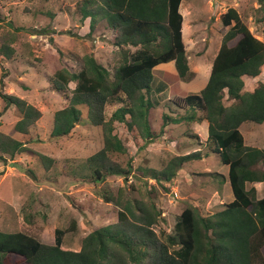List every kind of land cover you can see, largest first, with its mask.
Returning <instances> with one entry per match:
<instances>
[{
    "label": "trees",
    "instance_id": "trees-1",
    "mask_svg": "<svg viewBox=\"0 0 264 264\" xmlns=\"http://www.w3.org/2000/svg\"><path fill=\"white\" fill-rule=\"evenodd\" d=\"M182 1H83V21L90 19V33L105 21L117 35V47L136 50L121 53L114 73L91 54L83 59L79 72L62 69L53 75L54 89L68 91L72 97L69 106L55 114L51 138L69 136L81 122L79 106H87L91 124L103 131V148L87 160L95 180L105 182L119 176L128 181L133 166L123 167L112 159L115 154H128V147L115 133L116 123L125 125L136 142L142 140L145 144L140 149H144L160 140L172 124L206 120L207 155L215 154L229 166L234 201L209 216L187 206L173 232L159 235L155 227L163 218L155 203L131 197L126 187L110 188L103 199L118 210V222L90 233L80 251L63 249L67 230L56 229L54 245L43 244L24 232L0 231V264H264V198L257 199L255 188L247 189L248 184L264 181V170L257 166L264 165V150L247 146L242 132L249 123L264 124V83L246 91L245 82V78L255 79L262 73L264 41L254 36L235 8H229L221 22L231 27L232 34L223 39L207 85L199 94L172 101L186 113L179 118L163 113L158 133L153 122L160 104L152 93L160 94L170 83L188 82L195 75L183 38ZM257 2L264 11V0ZM172 61L178 75L157 83L160 88L153 90L155 68ZM2 98L6 109L15 107L20 114L15 132L28 135L41 119V111L16 96L2 94ZM109 106H117L110 117ZM25 151L24 142L0 133V161ZM202 159V152H194L175 156L162 170H141L147 180L171 185L185 165Z\"/></svg>",
    "mask_w": 264,
    "mask_h": 264
},
{
    "label": "rangeland",
    "instance_id": "rangeland-1",
    "mask_svg": "<svg viewBox=\"0 0 264 264\" xmlns=\"http://www.w3.org/2000/svg\"><path fill=\"white\" fill-rule=\"evenodd\" d=\"M83 1L0 0V133L24 142L26 147L24 153L13 159L4 156L5 161H0V231L24 232L43 244L54 245L56 229L67 230L63 249L74 252L82 249L90 233L118 222V210L103 199L110 188L126 187L131 197L155 203L163 218L155 227L156 232L171 234L185 206L172 185L147 180L141 169L162 170L177 153L206 152L195 134L192 139L186 138V146L181 150L179 144L172 145L173 138L184 143L186 133L179 128L167 137L165 134L156 144L140 149L145 143L136 142L125 125L116 123L115 133L128 147V154H115L112 159L123 167L131 164L134 173L128 181L112 176L105 182H97L87 160L103 148V131L91 124L87 106H79L82 119L69 136L51 138L55 114L68 107L72 97L68 91L54 89L53 75L62 69L79 72L83 59L91 54L114 73L120 65L121 53L136 50L117 47V35L105 21L90 33V19L83 21ZM189 2L199 10L189 16L183 7L184 21H191L189 28L184 26L183 38L198 75L182 87L175 81L170 83L168 96L173 93L178 101L183 99L181 89L199 94L205 87L213 57L224 37L232 34L231 27L221 22L229 8H235L254 36L264 41V11L260 10L257 0H186L185 6ZM156 79L161 81L158 76ZM245 82L246 91L264 83V67L258 81L245 78ZM2 94L21 98L41 111V119L28 135L15 132L20 114L15 107L6 109ZM157 94L154 91L152 96ZM116 109L117 106H109L108 117ZM166 111L169 113V107ZM162 114L161 109L155 110L153 127L158 133ZM251 128L256 129L252 132ZM242 132L247 145L264 147V125L249 123ZM206 169L221 173L226 167L219 156L209 154L205 161L195 162L183 170L187 173ZM208 176L202 175L196 186H207Z\"/></svg>",
    "mask_w": 264,
    "mask_h": 264
},
{
    "label": "crops",
    "instance_id": "crops-1",
    "mask_svg": "<svg viewBox=\"0 0 264 264\" xmlns=\"http://www.w3.org/2000/svg\"><path fill=\"white\" fill-rule=\"evenodd\" d=\"M185 1L186 0H183L181 3V6H180L181 14H182L183 7H186V10L189 13V16H192L193 14H195V12H197L199 10L198 8H195L194 6H192L191 2L186 3V6H185ZM197 14L198 13H196V15ZM192 22L194 23V21H192ZM185 24L187 25L186 27L189 28L191 21H189L188 23L187 22L183 23V30H182L183 31V37H184V26H185ZM186 52H187V56L189 59V65H190L191 71L195 74L194 76H197L198 72L195 69H193L191 60L189 58L190 56H189L187 47H186ZM216 55H215V57H216ZM215 57H213V58L215 59ZM214 59H213V61H214ZM212 66L213 65L211 64V69H210L208 77H207V83H208L210 75H211ZM155 73H156L155 78H157V76H158L161 79L160 82H164L168 78L172 79V78L176 77L178 75V72L176 69L175 61H172V62L166 63V64H161V65L157 66L155 68ZM259 78H260V76L255 78V79H257V81H258ZM193 79H194V77H193ZM175 82H177L176 84H179L181 87H182L183 83H186L182 80L175 81ZM157 83H159L158 80H157ZM207 83H206V85H207ZM171 87H172V85L169 84L168 88L165 89V91L161 92L160 94H157L156 96L154 95V100L159 102V104H160L157 109H161L163 111V113L169 114L175 118H179V116L185 115L186 112L184 110L179 109L178 107H176L172 103V101H178V100H176L174 98L173 93H171V95L169 94V96H168V91L171 89ZM157 88H160V87L157 86ZM203 89L199 90V93ZM181 92H182L181 94H183L182 95L183 99L186 96L192 94L189 92L186 93V91H183L182 89H181ZM184 94H186V95H184ZM168 107H169V113H167V111H166V109ZM178 128L181 129L182 131H185V133H186V135L183 137V139H184L183 144L182 143L180 144V139L173 138L171 140L172 145H178L179 144L181 146L179 150L183 149L186 146V142H187L186 138L189 137L192 139L191 136L194 134H195L194 136L199 137V139H200L199 144L201 143L200 144L201 146L204 145V147H206V142H207L208 137H209V124L206 120H203L200 123L199 122H195V123L183 122L181 124H172L165 129L166 137L169 136L168 133H170V132H172V130L174 131ZM254 129H256V128H251L250 130L253 132ZM190 130L192 131V133H187ZM246 141L247 140L245 139V143H246ZM152 145H154V144H152ZM247 146H249V145H247ZM204 147H203V149H204ZM250 147H253V146H250ZM254 148L264 150V147H262V146H254ZM197 152H202V151H197ZM207 153H208L207 149H206V152L205 151L202 152L203 159L200 161H205L208 158ZM178 154L179 153H177L176 156H185V155H178ZM187 155H189V154H187ZM196 162H198V161H196ZM194 163L195 162L185 165L178 172V177L173 181V183L171 185L173 186V188H175L177 190L176 191L177 195H178L177 197L180 200V203L183 204L185 207L192 205V206L198 208L201 211V213L205 216L213 215L216 212L223 210L225 205L232 203L235 199L230 181L228 179L230 168L228 165H225L226 169L223 170V172L218 173L221 175V177L211 175L215 172L209 171L208 169H206L207 171H204V172L203 171L199 172V171L193 170L191 172L185 173V171L183 169L184 168L186 169V167L188 165H193ZM257 166H258V168L264 170V165L262 163H259ZM204 174L209 175L208 177L210 180L208 182V185L205 187H203V186L197 187L196 185L198 184V179H201L202 175L204 176ZM251 188L256 189L258 200H261L264 198V181L248 184L247 189H251Z\"/></svg>",
    "mask_w": 264,
    "mask_h": 264
}]
</instances>
